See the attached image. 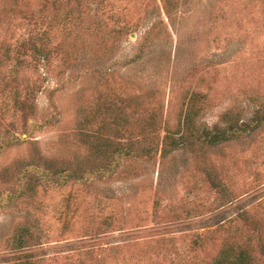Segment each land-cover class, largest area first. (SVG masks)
<instances>
[{
  "label": "rangeland",
  "instance_id": "obj_1",
  "mask_svg": "<svg viewBox=\"0 0 264 264\" xmlns=\"http://www.w3.org/2000/svg\"><path fill=\"white\" fill-rule=\"evenodd\" d=\"M171 1L0 0V264H264V0Z\"/></svg>",
  "mask_w": 264,
  "mask_h": 264
},
{
  "label": "trees",
  "instance_id": "obj_2",
  "mask_svg": "<svg viewBox=\"0 0 264 264\" xmlns=\"http://www.w3.org/2000/svg\"><path fill=\"white\" fill-rule=\"evenodd\" d=\"M163 1L165 2V7L168 8L165 10V13L168 14L169 7H172L174 5V3H172L171 0H163ZM151 29H152V27H151ZM151 29L148 31V34L145 35V39H144L143 43H141V50H143L142 44H146L144 42L149 40V35L151 32ZM39 50H40L39 52L42 53L43 51H45V48L40 46ZM198 100L199 99L194 100V98H193V100L191 101V104H190L192 108H190L189 104H188L187 109L185 110V115H184L183 121L187 127L193 128V123H192L193 117L190 116V113L194 112V110H193L194 105L196 104V102H198ZM192 114H194V113H192ZM192 134H194V132L190 133V135H192ZM212 134H214V135H212ZM212 134L203 133L201 136L208 139V140L211 139L209 142H218V141L225 140V139L229 138V135H226L225 133L221 134L219 132H214ZM182 137H183V133H180L179 135H177V137H176L177 139H175L174 135H172L170 132H166L161 138V147H162L161 152L166 154L168 151V149L166 147H168L171 144H172V146L173 145L175 146L176 143L181 144V143H179V142H181L179 140ZM115 151L117 153L116 157L118 158L116 160L115 164L118 166L122 162L121 159L124 156L134 152V151H132L131 147H119ZM107 164H109V163L107 162ZM111 171H113V169L108 170L107 173H110ZM70 177H73V175L67 174L65 176V178H70ZM23 231L25 234H29L28 229H26L25 227H24ZM28 240H29V238H24L23 236H19L17 241L14 244L19 248L24 247L26 245V243L29 242ZM231 251L232 250L228 247L223 248L219 252L218 258L214 261L213 264H249V255L246 251H244L242 249H240L237 253H232Z\"/></svg>",
  "mask_w": 264,
  "mask_h": 264
}]
</instances>
